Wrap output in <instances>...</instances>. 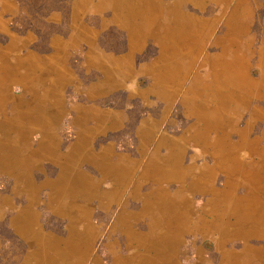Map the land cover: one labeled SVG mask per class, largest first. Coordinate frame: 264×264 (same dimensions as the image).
<instances>
[{"label": "rangeland", "instance_id": "374dc122", "mask_svg": "<svg viewBox=\"0 0 264 264\" xmlns=\"http://www.w3.org/2000/svg\"><path fill=\"white\" fill-rule=\"evenodd\" d=\"M118 1L121 2L0 0V78L3 76L6 79L9 74L14 73L23 74L25 68L39 63L43 69L55 70L56 75L60 74V77L65 74L68 81L61 89L63 109L66 111L53 127L58 151L67 153L82 135L81 129L87 127L89 133L93 134L88 139L83 137L82 142H89L91 153L98 154L103 148L110 147L111 153H106L111 162H117L122 154L141 162L124 189L121 201L113 203L107 212L102 214L98 209L95 210L91 224L95 229L91 238V252L81 264H147L145 258H150L154 253L148 248L152 245L151 236L144 234H149L150 231L153 238H159L166 230L151 218L153 210L150 206L157 211L160 209L158 205L162 204L158 200H168L171 196L179 195L185 199L183 208L188 207L187 201L190 202L189 209L193 211L191 217L196 218L198 215L195 211L211 198V195L200 194L198 191L197 195H192L188 189V177L180 183H163L164 196H159L160 198L152 202L157 196L154 191V197L148 198L150 203L143 202V194L150 191L151 183H143L138 188V193L132 194L131 190L138 181L141 168L146 164L155 143L164 135H171L170 138L179 136L184 129H191L195 124L197 119L188 115L191 112L183 98L194 87L197 74L204 73L205 69L201 68L203 63L212 55L220 54L224 46L233 50L231 76L242 73L243 78L252 83L239 88L235 82V85L230 84L228 90L219 91V96L216 95L219 97L216 101L219 107H224L228 102L233 103L231 108L234 118L229 130L245 129L246 123L254 119V112L261 120L264 119V0ZM133 7L135 13H131L128 18L142 17L137 9L145 8L144 18L150 21L148 29L137 31L129 28L125 20L121 22V16L125 15L122 10L126 8L133 11ZM145 19L142 20L146 21ZM176 20L179 24L186 22L194 28L202 24L206 31L211 33L205 42L202 39L205 49L195 58L179 90L172 96L165 97L162 94L163 83L172 81V75L178 72L177 65L171 64V58L185 50L186 60H191L186 55L190 49L183 48V43H172L170 39L166 43L167 46L162 44L165 39L172 38L171 33L177 28ZM237 20L243 22L241 33L235 29L233 31L232 24ZM195 32L196 29L192 34ZM225 34L227 35L223 37ZM235 39L238 40L236 43ZM28 72L32 75L30 69ZM219 81L220 85H224L222 77ZM246 93L250 94L249 108L239 109L237 100ZM2 94L5 95L4 100L8 103L9 112L13 102L28 99L31 95L21 83L9 84ZM220 98L224 100L221 101ZM89 106L93 109L87 118L89 122H76L77 110ZM100 111L106 114L104 118L107 129L98 131L96 126L101 122L99 119L95 120L94 116L102 115ZM224 111L225 109H222L220 114ZM151 120L158 125L157 132L154 140L148 145L147 153L142 155L144 152H140V129L148 126ZM261 120H257L250 137L260 135L262 129L264 131V122ZM0 121V125H4L1 112ZM113 123L116 124L112 125ZM214 129L219 128H213L212 132ZM224 131L219 129L217 135L211 136H220L219 138L224 140V136L221 137ZM237 131H232V142L239 138ZM260 137L262 138L254 149L240 152V162L247 179L229 177L221 171L214 177L215 187L223 190L226 186L232 200H235L236 196L246 198L247 194L253 195L252 198L256 200L255 204L250 202L243 207L235 206L236 217H228L229 221L234 222L231 224L233 232L241 234L222 241L216 236L188 229L185 236L180 235L177 241L169 237L168 249L174 246L177 248L180 242L183 244L177 257L178 264H228L231 254L250 257L249 264H264V241L255 239L264 238V229L261 230L264 228V189L259 190L260 182L256 177L259 176L263 186L264 175L260 176L257 172L260 170L264 174V136ZM38 141L39 134L31 133L29 144L19 146L24 149L13 156L23 163V170L30 169V172H27L33 182L32 186L26 183L27 172L10 174L0 170V264H45L48 260L41 251L54 250L51 249L54 248L53 245L66 238L72 230L71 218L61 213L56 206H51L56 196L61 193L53 184L61 166L58 161L48 157L39 158L31 152L38 146ZM165 145L168 146V143ZM165 145L160 149L161 157L168 153ZM201 148L194 142L188 143L187 153L182 160L185 167L193 163L192 155L199 156L195 163L206 167L202 169L205 172L206 169L210 171L214 167V158L209 154L200 153ZM243 153L248 155H241ZM77 157L80 158L79 155ZM78 166V173L100 183L101 189L108 191L112 181L105 177L99 168L88 162H79ZM255 172L258 175L253 174ZM73 184L74 188L68 187L66 192L61 194L68 196L70 203L74 205L87 204V199L82 196L85 194L81 192L83 190L78 188L77 182ZM183 191L185 195L182 194ZM163 192L158 189V193ZM93 204H98V200ZM142 205L146 210L142 211L143 215H139ZM123 209L136 214V219L129 225L134 235L129 236V227L118 221V215ZM244 210L248 218L242 216L244 220L235 223ZM20 214L23 218L15 223L14 218ZM226 253L228 254L225 256ZM63 260L64 258L60 259L58 264H68L69 259Z\"/></svg>", "mask_w": 264, "mask_h": 264}, {"label": "bare ground", "instance_id": "6f19581e", "mask_svg": "<svg viewBox=\"0 0 264 264\" xmlns=\"http://www.w3.org/2000/svg\"><path fill=\"white\" fill-rule=\"evenodd\" d=\"M115 2L119 3L121 1L115 0ZM134 10L135 7H133V11L126 10V8H124L122 12H125V15L124 17L121 16V22H124L123 20H125V23L129 28H134L137 31L148 29L150 21L144 18L145 8L137 9L142 14V17L131 16L132 18H128L131 13H135ZM180 17H182V15ZM141 18L146 21H143ZM184 20H186V17ZM176 23L177 28H175V30L171 33L172 38L165 39L162 44L167 46L166 43L170 39H172V43H183V48L190 49V52L186 55L188 56V59L191 60H186L184 53L185 50H181V52L171 58V64H173V66L174 64L177 65L176 67L178 68V72L176 75H172V81H166L163 83L162 87L164 88V92L162 94L165 97H170L179 90L185 80V77L191 70L195 58L202 50L204 51L205 47L203 44L205 39L211 33L209 30L206 31V27L202 24L194 28L193 25H189L186 22L179 24V21L176 20ZM242 25L243 22L237 20L232 24L233 31L235 29L238 33L243 32ZM229 26L230 25L228 24V28ZM195 29L197 35L196 32L192 34ZM226 35L227 34L223 37ZM237 41L238 40L235 39L234 43ZM200 42H202V45H200ZM232 54V48L224 46L220 54H214L211 58H207V61L203 63V66L201 67L205 69L204 73L201 75L197 74L194 87L191 88V90H189L183 98V102L192 113H189L188 115L194 116L197 119L195 124L191 126V133L188 135V141L191 140V142H195L200 145V147H202L200 153L211 155L214 158V167H212L210 171L209 169H206V172L202 170L206 167L195 163L199 158L197 155H192L191 158L193 163L185 167L179 154V146H177L176 143H173L170 139H167L166 136H162V138L155 143L153 151L149 152V158L146 164L143 165V168H141V173L138 181L134 184V189L131 190L132 194H134L137 192V189L143 185V183H151L152 185L150 191L143 194V202L146 203L148 201V203H150L148 198L149 196L154 197L152 192L155 191L157 195H155L156 197L153 198L152 202L154 199L160 198L159 196H164L163 183L167 181L180 183L188 177L190 179L188 189H190L191 192L197 193L198 191L200 194L211 195V198L207 199L198 211H195V214L198 215L196 218L191 217L193 211L189 209L190 202L187 201L188 207L186 206L183 208L182 204L185 199L179 195L177 197L171 196L168 200H163L164 198L158 200L162 204L158 205L160 209L157 211L152 205L150 206L153 210V212H151V218H154L156 224L159 223L158 226L165 227L166 230L159 238H153L150 231L148 232L149 234H144L151 236L153 246L150 244V247L148 248H150L151 252L154 253V255L150 258H145L147 260V264H178L177 257L183 244L180 242L177 248L174 246V248L171 247V249H168V240L169 237H173L175 238L174 241H177V239L180 238V235H184L188 229H192L193 231L196 230L202 234L214 237L216 236L222 241L236 237L237 234L241 233L233 232L231 224L234 222L229 221L228 217H236L234 214L235 206L243 207L250 202H252L251 204H255L254 201L256 202V200L252 198L253 195L251 194H247L248 196L243 199L236 196V199L232 200L226 186L223 190H221L217 189L214 184V177L219 171L225 172L229 175V177L233 176L241 180L247 179L240 162V152H242V150L246 151L250 148L251 150L254 149V147L257 146L259 139L262 138L260 135L264 136V131L262 129L260 135L250 137V133L257 120H261L256 112H254V119H250L246 123L245 129L239 131L234 129L229 130L233 124L232 120L234 118V113H232L233 109L231 108L233 103L228 102L229 104L227 103L224 105L222 102L224 107H219V105H217L218 102L216 101L219 98L217 97L219 96V91L228 90L230 88V84L235 85L236 82V85L239 88L244 85L252 84L249 80L243 78L242 73L235 74L233 77L231 76L232 70L230 63H233L231 59ZM9 66H4V68H9ZM29 69L32 71V75H29L31 74V72H28ZM42 71H46L48 73L43 74ZM23 74L14 73L9 74L6 79H4L3 76L0 78V112L4 116V125H0V170L10 174H17L20 171L30 172V169L23 170V163L18 159H14L13 156L17 155L18 152L24 149H21L19 146L29 144L31 133L36 132L39 134L38 146L35 149H32L31 152H33L36 156H39V158L48 157L49 159L59 162L61 170L57 179L53 183L55 188L62 193L68 187L74 188L73 183L77 182L78 188L83 190L81 191L82 193H85L82 194V196L87 199V204L78 206L70 203L69 197L64 194L59 193L58 196H56L54 203L51 206H56L61 213L71 218L72 230L66 238L53 245L54 248L51 249L54 250L45 249V251H41V253L44 254L48 260L45 261V264H58L60 259L62 260L63 258L64 260L69 259L68 264L71 262L81 264V262H83L91 252V238L94 235L93 231H95L91 224L93 223L92 217L95 214V210L98 209L102 214L107 212L106 210L113 205V203L117 204L121 201L124 189L127 187V183H129L132 179L131 175H133L135 171L134 168L141 162H125L121 160L118 162H108L106 156L91 153L89 142H82L83 137L88 139L93 134L88 133L87 127H83L81 129L82 135L68 151L69 153H60L58 151L55 138L53 137L55 136L53 127H55V124L64 111V103L59 89L62 87L64 88L68 83L65 74H61L62 77H60V74L56 75L55 70L43 69V66L39 63L32 65L31 68H25V72ZM221 77L224 79V85L219 84V78ZM15 83L25 85V90L31 95L28 99H21L19 102H13L11 112H9L7 109L8 103L4 100L5 95L2 94V91L9 84ZM39 88H42V90L39 94H36V92L39 91ZM249 95V93H246L242 98H238L237 105L239 109L240 107L249 108ZM220 100L223 101L224 99L220 98ZM222 109H225V111L220 114ZM68 111L70 112V110ZM77 113L78 115L75 121L81 123L85 122L90 114V106L79 108ZM100 113L102 115L96 114L94 116L95 120L99 119L101 122V124L96 126L98 131L107 128L106 120L104 118L106 114L101 111ZM261 121L264 122V119ZM114 124L115 123L112 125ZM157 127L158 126L155 124V121L151 120V123H149V127L147 128L149 129L148 131L140 129L139 136L144 139V143L154 140L152 135ZM213 128L225 130L224 134L221 136H224L225 139L222 140L223 138H217L218 136H215V138L212 139L211 135H217V131L219 130L214 129L213 132H210ZM232 131H237L239 134V138L235 142H232L231 140ZM166 142H169V144L173 143V145H171L173 148L169 150L166 156L161 157L159 155L161 145L163 146ZM147 148L148 145H146L145 148L140 145L141 151L144 152L142 155L147 153ZM33 154L31 155L33 156ZM78 155L80 158L77 157ZM241 155H248V153H243ZM84 158L86 159L83 160ZM79 162H88L93 164L102 171L105 177H109L112 183L109 189H107L108 191L102 190L100 183H96L89 178L83 177L80 172L78 173ZM230 167H233V169ZM22 172L19 175H21ZM257 172L260 176L264 175L260 172V170ZM253 174L256 175L257 173L255 172ZM256 177H258L257 180L260 182L259 190H263L264 185L261 186L259 176ZM25 179L27 185L32 186L33 182L28 172ZM254 180H256V178ZM93 189L94 192H92ZM158 189L159 191L162 190L163 193H158ZM167 197L169 196L167 195ZM95 200H98V204L96 205L93 204ZM162 205L164 208H162ZM143 206L144 205H142V208L138 212L139 215H143L142 211L144 209L146 210L145 206ZM242 216L248 218L245 210L241 213L239 219H236L235 223L240 220H244ZM21 218H23L22 214L16 216L14 218V222H18ZM135 219L136 214L134 212L127 211L126 209H123L118 215V221L122 222L124 226L129 227V236L134 235V232H132L129 225L132 224ZM23 227L26 228L25 226ZM263 229L264 228H261V230ZM154 240L157 242L154 243ZM262 251L263 250H260V252ZM53 254L55 255L53 256ZM227 254L228 253H226L225 256ZM231 255V260L228 261V264H249L248 259H250V257L246 255L242 256V254H236L235 256L234 254Z\"/></svg>", "mask_w": 264, "mask_h": 264}, {"label": "crops", "instance_id": "0c3cea01", "mask_svg": "<svg viewBox=\"0 0 264 264\" xmlns=\"http://www.w3.org/2000/svg\"><path fill=\"white\" fill-rule=\"evenodd\" d=\"M61 89H63V87L62 88H60L59 89V92H60V94L62 95V93H61ZM42 90V88H39V91H41ZM187 94V93H186ZM185 94V95H186ZM81 105V104H80ZM64 110V109H63ZM90 110H93L92 108H90ZM66 111V110H65ZM65 111H63V114L65 113ZM63 114H61V116L63 115ZM89 121L87 120L86 121V123H88ZM116 124V123H115ZM149 124V123H148ZM157 125V124H156ZM158 126V125H157ZM149 127V125L148 126H146L145 128H143V130H145V131H148L149 129H147ZM118 128V127H117ZM158 128V127H157ZM107 129V128H106ZM107 131V130H106ZM105 131V132H106ZM156 132H157V129L155 130V132L153 133V137H155V135H156ZM210 132H212V130H210ZM88 133H89V130H88ZM189 133H191V129H188L187 130V128L186 129H184L183 131H182V133L179 135V136H172L171 138H170V136H166V138L167 139H170L171 141H173V143H176V145L177 146H179V154H180V156H181V160H183V157H185V155H186V153H187V145H188V143L189 142H191V140H189L188 141V135H189ZM165 136V135H164ZM140 137V136H139ZM220 137V136H219ZM219 137H217V138H219ZM211 138L212 139H214L215 138V136L214 137H212L211 136ZM140 139H141V144L140 145H142L143 146V148H145V146L146 145H149V144H151L150 142H148L147 141V143H144V139L142 138V137H140ZM159 141V140H158ZM157 141V142H158ZM156 142V143H157ZM143 143V144H142ZM166 143H168V146L167 145H165V143L163 144V145H165L168 149H167V152H169V150L171 149V148H173L171 145H173V143L172 144H169V142H166ZM195 143V142H194ZM161 147H162V145H161ZM177 148V147H176ZM147 150H148V148H147ZM153 151V149L152 150H150V152H152ZM109 154V152L111 153V148L110 147H105V148H103V150H101L100 151V153H98V155H104V156H106L107 157V161L108 162H111L110 160H109V156H108V154ZM140 152H142L141 151V149H140ZM150 154V153H149ZM125 161V162H140V161H137L136 159H134V158H131L129 155H127V154H122V155H120V157H118V159H117V162L118 161ZM136 169H138V165L134 168V173H133V175H131L132 177L135 175V173H136ZM128 184V183H127ZM135 186V185H134ZM134 186L132 187V190L134 189ZM178 189V188H177ZM135 193H138V189H137V192H135ZM182 194H184L185 195V192L183 191L182 192ZM192 195L193 194H196L197 195V193H191ZM191 198H193V197H191ZM263 218V217H262ZM187 234H190V233H187ZM196 236H198V235H200V234H195ZM185 236V235H184ZM184 236H182V237H184ZM200 236H202V235H200ZM255 239H256V241H264V238H260V237H255ZM216 240V239H215ZM181 241H182V238H181ZM217 241V240H216ZM183 243V242H182ZM247 246V244L246 245H244L243 246V248H245ZM222 262V261H221Z\"/></svg>", "mask_w": 264, "mask_h": 264}]
</instances>
